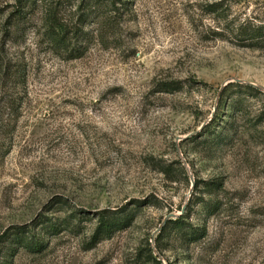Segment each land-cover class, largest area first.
I'll use <instances>...</instances> for the list:
<instances>
[{"label": "rangeland", "instance_id": "rangeland-1", "mask_svg": "<svg viewBox=\"0 0 264 264\" xmlns=\"http://www.w3.org/2000/svg\"><path fill=\"white\" fill-rule=\"evenodd\" d=\"M0 264H264V0H0Z\"/></svg>", "mask_w": 264, "mask_h": 264}, {"label": "trees", "instance_id": "trees-1", "mask_svg": "<svg viewBox=\"0 0 264 264\" xmlns=\"http://www.w3.org/2000/svg\"><path fill=\"white\" fill-rule=\"evenodd\" d=\"M261 33H262V28H259L257 30H254L253 36L251 34L250 36L252 37L253 41H259L260 39L259 36L261 35ZM99 233L102 236H109L111 234V225L105 213H101V224L99 226Z\"/></svg>", "mask_w": 264, "mask_h": 264}]
</instances>
